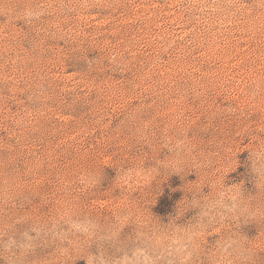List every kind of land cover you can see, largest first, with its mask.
I'll list each match as a JSON object with an SVG mask.
<instances>
[{"label":"rangeland","instance_id":"374dc122","mask_svg":"<svg viewBox=\"0 0 264 264\" xmlns=\"http://www.w3.org/2000/svg\"><path fill=\"white\" fill-rule=\"evenodd\" d=\"M0 264H264V0H0Z\"/></svg>","mask_w":264,"mask_h":264}]
</instances>
